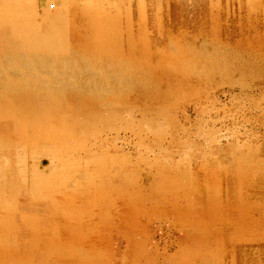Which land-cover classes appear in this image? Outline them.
Masks as SVG:
<instances>
[{
  "label": "rangeland",
  "instance_id": "374dc122",
  "mask_svg": "<svg viewBox=\"0 0 264 264\" xmlns=\"http://www.w3.org/2000/svg\"><path fill=\"white\" fill-rule=\"evenodd\" d=\"M0 264H264V0H0Z\"/></svg>",
  "mask_w": 264,
  "mask_h": 264
}]
</instances>
